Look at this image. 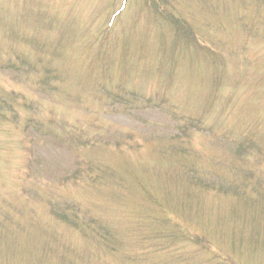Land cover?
<instances>
[{
  "label": "rangeland",
  "instance_id": "1",
  "mask_svg": "<svg viewBox=\"0 0 264 264\" xmlns=\"http://www.w3.org/2000/svg\"><path fill=\"white\" fill-rule=\"evenodd\" d=\"M199 247L264 264V0H0V264Z\"/></svg>",
  "mask_w": 264,
  "mask_h": 264
},
{
  "label": "trees",
  "instance_id": "2",
  "mask_svg": "<svg viewBox=\"0 0 264 264\" xmlns=\"http://www.w3.org/2000/svg\"><path fill=\"white\" fill-rule=\"evenodd\" d=\"M246 145H248L247 144V141H242L239 145H238V149L240 150V149H244V147L246 146ZM187 176H186V174H185V178H186ZM188 181H191V180H188ZM198 181H200V180H198ZM61 221H63V222H67V223H70L71 221H75L74 220V218H69L66 214H64V213H60V214H57L56 215ZM72 224V223H71ZM74 224H75V222H74ZM185 235V234H184ZM194 238V236H191V238H188L187 236H185V240L186 241H188L189 239H193ZM201 250H203L204 252H207V254H209V255H212V257L213 258H215V259H219V260H222L223 259V262L222 263H224V264H236L234 261H232V259L231 260H227L228 258H231V257H229V255H227V256H223L221 253V255L219 256V257H216V251L214 252V249H212V248H210V247H205V248H202V247H199ZM226 257H228V258H226ZM224 259H225V261H224Z\"/></svg>",
  "mask_w": 264,
  "mask_h": 264
}]
</instances>
